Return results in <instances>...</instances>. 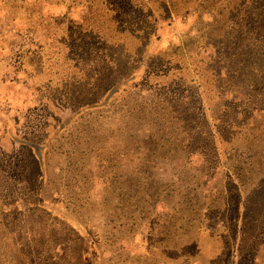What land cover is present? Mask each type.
Returning <instances> with one entry per match:
<instances>
[{"label":"rangeland","instance_id":"rangeland-1","mask_svg":"<svg viewBox=\"0 0 264 264\" xmlns=\"http://www.w3.org/2000/svg\"><path fill=\"white\" fill-rule=\"evenodd\" d=\"M259 72L264 0H0V264H264Z\"/></svg>","mask_w":264,"mask_h":264},{"label":"trees","instance_id":"trees-1","mask_svg":"<svg viewBox=\"0 0 264 264\" xmlns=\"http://www.w3.org/2000/svg\"><path fill=\"white\" fill-rule=\"evenodd\" d=\"M224 54L226 55V53H224ZM228 55H233V54H230V53H229ZM258 56H259V55H258ZM258 56H257V57H258ZM258 75H260V76L262 77V79H264V72H263V73L259 72ZM257 86H258V85H257ZM257 86H255V89H254L255 94L257 93ZM248 92L251 93L250 90H248ZM259 96H261V94H260ZM248 130H251V127H249Z\"/></svg>","mask_w":264,"mask_h":264}]
</instances>
